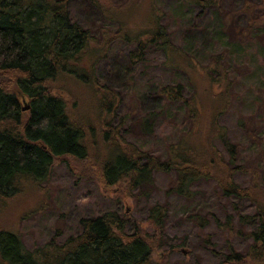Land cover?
I'll return each mask as SVG.
<instances>
[{"label": "trees", "instance_id": "trees-1", "mask_svg": "<svg viewBox=\"0 0 264 264\" xmlns=\"http://www.w3.org/2000/svg\"><path fill=\"white\" fill-rule=\"evenodd\" d=\"M103 1L0 0V201L17 196L25 181L48 179L53 164L67 157L86 161L104 188L119 185L128 197L134 192L142 195L155 172L174 173L167 194L185 199L192 196L194 184L213 181L222 198L248 201L254 209L253 215H239L238 220L241 227H254L245 235L251 240L248 250L239 254L229 249L220 264H264V170L261 178L255 173L247 187L235 181L244 168L239 164L238 146L220 124L234 101V83L222 59L202 68L194 58L200 41L194 39L179 49L164 28L134 34L122 16L113 9L106 12ZM209 1L183 0L188 4ZM77 2L86 14L103 11L104 19L117 25L116 35L95 41L86 29L71 22L70 9ZM256 22H262L259 30L264 34V15L252 20ZM252 28L240 33L236 45L250 40ZM143 36L144 42L140 41ZM112 40L135 44L127 55L129 66L141 62L147 47H153L164 53L165 66L190 74V99L183 98L180 84L154 93L158 106L180 105L193 123L187 134L168 146L165 160L127 142L122 128L128 117L112 124L118 107L112 81L107 78L102 85L92 75V67L105 57ZM260 50L264 68V46ZM86 58L89 62L83 68ZM73 83L95 97L97 121L93 126L75 121L77 114L81 117L76 102L70 103L71 97L59 93ZM259 108L264 110V100ZM157 118L158 113L141 116L138 124L149 131ZM165 214L166 207L151 208L150 220L156 228L163 229ZM79 224L80 235L33 251L12 231L0 230V264H155L150 259L153 237L137 224L127 234L125 222L113 212L82 219Z\"/></svg>", "mask_w": 264, "mask_h": 264}, {"label": "rangeland", "instance_id": "rangeland-1", "mask_svg": "<svg viewBox=\"0 0 264 264\" xmlns=\"http://www.w3.org/2000/svg\"><path fill=\"white\" fill-rule=\"evenodd\" d=\"M103 3L106 12L113 9L117 16H122L127 30L134 34L164 28L171 43L179 49H185L197 39L200 44L194 58L202 68L222 59L227 77L234 83V101L220 124L238 146L239 164L244 168L235 181L247 187L255 173L261 178L264 110L259 107L264 100V68L258 55L264 46V34L259 30L262 22L254 25L252 20L263 17L264 0H210L191 4L183 0H104ZM95 11L86 14L77 2L69 16L71 22L86 29L95 41L104 35H116L117 25L104 19L103 11ZM249 27H253L254 35L251 32L250 40L245 38L244 45H236L240 33ZM146 36L140 41L144 42ZM134 49L132 42L112 40L105 57L92 67V75L102 85L107 78L112 81L118 99L112 124L117 125L123 116L128 117L122 128L127 142L165 160L168 146L187 134L193 123L184 116L185 108L180 105L158 106L154 93L165 86L180 84L184 88L183 98L190 99L193 91L190 74L165 66L164 53L153 47H147L141 62L129 66L127 55ZM88 62V58L84 59L83 68ZM81 88L73 83L59 93L71 97L70 103L76 102L81 117L77 114L75 121L93 126L97 121L95 97L85 91L86 87ZM151 113H158V118L151 121L149 131H143L138 119ZM47 178L40 182L25 181L17 196L0 201V230L15 233L30 251L50 243L60 245L80 235V220L105 212L116 213L125 222V233L132 234L137 224L153 237L150 259L155 264H220L229 249L244 254L251 244L245 235L254 227H241L238 221L239 215H253L251 204L245 200H225L213 181L194 184L192 196L185 199L167 194L173 187L174 173L155 172L151 186L142 195L134 192L128 197L119 185L104 188L86 161L68 157L57 160ZM156 205L166 207L163 229L156 228L150 220V210Z\"/></svg>", "mask_w": 264, "mask_h": 264}, {"label": "water", "instance_id": "water-1", "mask_svg": "<svg viewBox=\"0 0 264 264\" xmlns=\"http://www.w3.org/2000/svg\"><path fill=\"white\" fill-rule=\"evenodd\" d=\"M200 1H204V0H200ZM23 111H27V107L23 109Z\"/></svg>", "mask_w": 264, "mask_h": 264}]
</instances>
